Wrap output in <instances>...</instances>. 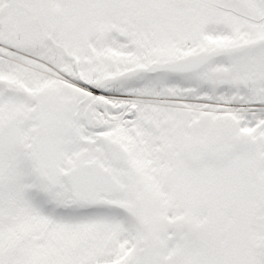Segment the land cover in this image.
I'll list each match as a JSON object with an SVG mask.
<instances>
[{"label": "snow or ice", "instance_id": "obj_1", "mask_svg": "<svg viewBox=\"0 0 264 264\" xmlns=\"http://www.w3.org/2000/svg\"><path fill=\"white\" fill-rule=\"evenodd\" d=\"M0 264H264V0H0Z\"/></svg>", "mask_w": 264, "mask_h": 264}]
</instances>
